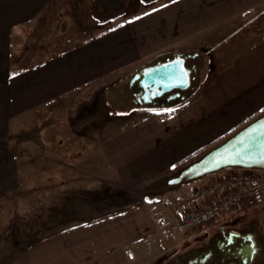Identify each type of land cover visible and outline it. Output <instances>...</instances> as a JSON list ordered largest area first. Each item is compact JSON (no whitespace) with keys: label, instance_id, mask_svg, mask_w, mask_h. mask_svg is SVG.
I'll use <instances>...</instances> for the list:
<instances>
[{"label":"crops","instance_id":"1","mask_svg":"<svg viewBox=\"0 0 264 264\" xmlns=\"http://www.w3.org/2000/svg\"><path fill=\"white\" fill-rule=\"evenodd\" d=\"M135 7L92 23L90 0H0V204L25 203L29 190L41 186L31 170L34 156L49 152L48 127L55 128L50 135L63 139L58 130L65 123L70 138L86 139L88 159L96 147L106 162L103 176L146 187L264 112L262 36L226 58L218 54L209 76L184 100L155 107L134 102L128 118L107 122L112 124L96 136L95 146L94 130L75 115L96 89L122 84L162 55L213 48L225 26L264 8V0H167L138 13ZM64 17L74 18L82 30L63 33ZM120 88L114 93L128 98L117 93ZM79 167L86 181L94 180V165ZM199 181L192 192L204 185ZM192 192L175 211L176 223L181 211L202 201ZM151 193L36 239L22 248L15 264H154L173 246L165 248L161 241L162 214L180 194L160 199Z\"/></svg>","mask_w":264,"mask_h":264},{"label":"rangeland","instance_id":"2","mask_svg":"<svg viewBox=\"0 0 264 264\" xmlns=\"http://www.w3.org/2000/svg\"><path fill=\"white\" fill-rule=\"evenodd\" d=\"M164 1L167 0H90L89 20L92 23H97L99 20L119 15L125 10V6L130 9L135 5V11L138 13ZM80 12L84 17V9ZM63 22V33L69 29L74 35L75 30H82V25L79 22L76 23L72 17L69 19L64 17ZM72 23L73 29L70 28ZM222 31L220 38L216 36L217 41L215 38L213 48L208 46L200 50L194 49V51L200 52L199 56L196 57L198 80L194 86L209 76L216 66L218 54L219 56L221 53L222 55L226 54L224 56L226 58L264 36V8L245 14L234 23L225 26ZM131 78L129 77L122 84L117 83L96 89L92 96L81 105V111L75 115L76 118L81 119L82 124H86L89 129L94 130L95 146L98 144V137L96 136L106 131L108 129L106 126L109 127L112 124H107L108 121L114 120L116 117H123L125 114L128 118L129 111L135 109V104L130 98H121L114 93L116 85L128 84ZM54 129V127L47 128L49 131L48 154L46 156L41 155V158L34 156L32 163L31 177L40 178L42 180L41 186H35L29 190L30 193L26 195L29 198H25V203L6 201L0 204V264H15V259L22 248L62 226L87 216L133 203L140 200L146 190L150 193L152 192L150 190H153L150 186L127 185L125 182L116 180L112 175L111 178L103 176L100 171L104 169L106 162L96 147H94V153L89 155L92 159H88L84 154L86 139L70 138L73 135L72 133L69 134L65 123H63L61 130H58L59 133H62L60 135L63 136V139L54 138L53 135H50ZM192 161L185 163L182 167ZM80 162H88L91 166L94 165L95 176L93 181L92 179L86 181L83 178H88V175H86V171L78 169ZM43 166L45 167L44 171L40 169ZM179 169H176L175 172ZM212 176L218 175L205 176L199 182L201 184L209 183L214 179ZM85 182H88L87 185L84 184ZM193 184H182L166 190L154 189L157 193H151L158 195L160 199H162V194L165 198H170L171 193H173V197L180 194L179 197L174 198L171 206L168 205L164 209L162 214L163 233L161 241L165 248L173 245L169 248V254L181 251L195 241L192 233L183 234L178 229L174 215L176 210L185 207L183 200L187 193L191 194L193 191ZM23 194L21 191L20 199L21 196H24ZM183 211L178 214V217ZM263 211L264 209H259L255 211V214L261 215Z\"/></svg>","mask_w":264,"mask_h":264},{"label":"water","instance_id":"3","mask_svg":"<svg viewBox=\"0 0 264 264\" xmlns=\"http://www.w3.org/2000/svg\"><path fill=\"white\" fill-rule=\"evenodd\" d=\"M198 55V52L188 54L190 57ZM173 56L174 58L168 62L144 66L132 76L129 84L137 82L140 86L138 103L155 106L154 100L165 93L189 88L190 77L184 66L182 57L184 53L175 52ZM179 95V93L172 95L161 105L170 104ZM185 98V95L180 96L181 100ZM228 168L264 169V113L201 157L150 187L153 190H166Z\"/></svg>","mask_w":264,"mask_h":264},{"label":"flooded vegetation","instance_id":"4","mask_svg":"<svg viewBox=\"0 0 264 264\" xmlns=\"http://www.w3.org/2000/svg\"><path fill=\"white\" fill-rule=\"evenodd\" d=\"M184 54V66L189 72L190 87L186 90H173L156 98L154 102L160 105L172 95L179 97L187 95L198 80V64L196 58ZM173 58H159L154 63H165ZM140 86L124 84L117 93L127 95L138 102ZM178 97V98H179ZM264 209V204L242 214H227L208 232L196 235L194 242L181 251L169 254L154 264H264V211L256 215L255 211ZM254 211V212H253Z\"/></svg>","mask_w":264,"mask_h":264},{"label":"built area","instance_id":"5","mask_svg":"<svg viewBox=\"0 0 264 264\" xmlns=\"http://www.w3.org/2000/svg\"><path fill=\"white\" fill-rule=\"evenodd\" d=\"M201 199L194 208L182 212L178 228L190 233L210 224L227 212H244L264 203V170H231L192 193Z\"/></svg>","mask_w":264,"mask_h":264},{"label":"trees","instance_id":"6","mask_svg":"<svg viewBox=\"0 0 264 264\" xmlns=\"http://www.w3.org/2000/svg\"><path fill=\"white\" fill-rule=\"evenodd\" d=\"M170 56H171V54H165V55L160 56L159 58H167V57H170Z\"/></svg>","mask_w":264,"mask_h":264}]
</instances>
